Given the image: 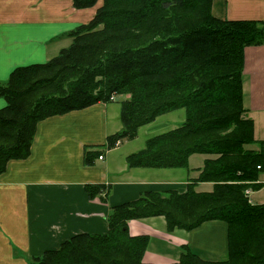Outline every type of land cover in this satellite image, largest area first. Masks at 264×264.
<instances>
[{
  "label": "trees",
  "instance_id": "obj_1",
  "mask_svg": "<svg viewBox=\"0 0 264 264\" xmlns=\"http://www.w3.org/2000/svg\"><path fill=\"white\" fill-rule=\"evenodd\" d=\"M98 0H73L88 8ZM72 43L44 64L15 69L0 83V175L13 159H26L37 124L48 117L121 102L122 130L108 148L133 140L142 126L185 109L177 128L154 135L127 157L129 167L189 168L193 154L206 159L188 191L147 192L111 208L106 234H77L56 250L34 256L38 264H144L146 236H131L133 219L165 216L168 229L192 230L205 221L229 224V251L220 261L186 248L177 264H264V203L245 195L261 189L264 141L257 144L254 122L246 118L243 92L244 50L264 44V23L221 20L212 0H104L88 24L71 31ZM258 145V148L252 147ZM101 156V147L86 148ZM259 166L261 167L259 169ZM213 181L211 192L198 182ZM90 198L105 185H87Z\"/></svg>",
  "mask_w": 264,
  "mask_h": 264
},
{
  "label": "crops",
  "instance_id": "obj_2",
  "mask_svg": "<svg viewBox=\"0 0 264 264\" xmlns=\"http://www.w3.org/2000/svg\"><path fill=\"white\" fill-rule=\"evenodd\" d=\"M101 5L99 1L79 9L73 0H0V83L19 67L44 64L58 56L72 43L68 33L93 20ZM212 14L221 20L264 23V0H212ZM243 92L245 116L254 122L258 144L264 141V44L244 50ZM6 104L0 97V110ZM120 116L121 104L113 100L37 124L30 156L10 160L0 175V264H30L32 257L58 249L77 234H106L112 207L147 192L183 194L199 177L205 160L216 157L191 155L192 172L131 168L127 157L138 151L120 149L123 141L107 146L109 137L123 128ZM156 121L148 125L147 135L168 125ZM181 123L169 126L175 129ZM92 147H101L103 159L91 154L94 164L87 165L85 150ZM198 155L204 157L200 166L193 167L192 157ZM260 182L264 185V175ZM87 185H105L106 191L92 199ZM213 188V181L195 185L198 192ZM262 191L264 186L252 192L257 205L264 203ZM129 232L148 239L144 264H177L186 248L208 261L223 260L229 251V224L222 220L171 231L165 216H153L129 221Z\"/></svg>",
  "mask_w": 264,
  "mask_h": 264
},
{
  "label": "rangeland",
  "instance_id": "obj_3",
  "mask_svg": "<svg viewBox=\"0 0 264 264\" xmlns=\"http://www.w3.org/2000/svg\"><path fill=\"white\" fill-rule=\"evenodd\" d=\"M99 1H100V5L102 4V1L104 3V0H98V2ZM102 6H103V4L101 5V7ZM69 37L72 39L71 36H69ZM2 84H4V83H2ZM115 96H116L117 102H119L121 104V102L123 100L128 99L130 97V94H117L116 93ZM184 117H185V110L184 109L177 110V111H174V112H171V113L164 114V115H162V116H160V117H158L156 119L157 120L156 123L158 124L160 122H164V124H166V123L168 124L167 126L165 125L164 127L160 128V129H157V131H155V132L153 131L154 133H150L149 135H147L148 125L142 126L139 129L138 136L135 139H133V140H127V139H125V140H123V143H122L120 149H127V150L132 151V152L139 151V150H141V149H143L145 147V142L149 138V136L152 137V136H154V134L155 135H158V134L164 133L165 131L170 130L171 128H173V126H177V124L181 123L183 121ZM179 118H181V121H178ZM160 125H162V123ZM169 125H173V126H169ZM203 157L204 156H202V155L193 156L192 157V161H191L193 167L194 166H198V165L200 166V162L202 161ZM191 168L192 167L188 168L187 171L189 170L190 172H192L193 169H191ZM262 195H264V192L263 191H262ZM253 199H254L255 202H257L255 200L256 198H254V196H253ZM128 228H129V223H128ZM29 262H30V264H38L35 260H32V258L29 260Z\"/></svg>",
  "mask_w": 264,
  "mask_h": 264
},
{
  "label": "built area",
  "instance_id": "obj_4",
  "mask_svg": "<svg viewBox=\"0 0 264 264\" xmlns=\"http://www.w3.org/2000/svg\"><path fill=\"white\" fill-rule=\"evenodd\" d=\"M113 100H114V99H113ZM117 143H119V141H118ZM117 143H116V144H117ZM99 159H103V155L99 156ZM260 168H261V167L259 166V169H260ZM258 183H260V181H258ZM252 192H253L252 189H247V190L245 191V195H246V197L248 198L249 203H251L252 205H257V204H255L254 201L251 199Z\"/></svg>",
  "mask_w": 264,
  "mask_h": 264
}]
</instances>
